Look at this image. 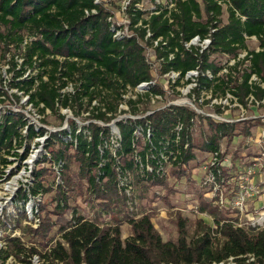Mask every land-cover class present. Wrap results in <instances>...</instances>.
Listing matches in <instances>:
<instances>
[{"label": "trees", "instance_id": "1", "mask_svg": "<svg viewBox=\"0 0 264 264\" xmlns=\"http://www.w3.org/2000/svg\"><path fill=\"white\" fill-rule=\"evenodd\" d=\"M145 1L130 0L125 13L131 36L116 37L124 27L110 21L114 13L97 0H0V50L9 59L10 85L24 92L42 114L70 109L77 118L88 113L87 120L104 124L79 127L72 120L70 131L50 135L45 145L48 154L33 171V184L16 199L22 207L14 222L30 242L9 236L7 246L0 248L3 262L14 257L19 263L33 264L37 257L41 264H219L230 259L237 264H264V228L242 226L232 216L238 211L221 210L203 196L199 209L212 217L214 225L201 221L190 236L187 220L179 219L174 242L163 240L146 211L137 209L134 215L118 217L140 201L137 187L166 188L168 182L191 180L188 170L200 165L198 153H219L224 161L222 141L230 145L236 137L248 138L259 125L255 119L225 123L199 117L197 141L195 113L172 106L143 119L118 120L119 133L114 135L109 124L118 116L123 94L153 79L147 61L152 41L166 42L155 49L160 73L175 71L184 76L197 67L212 72V79L200 77L195 93L202 89L213 96L230 93L243 107L251 96L253 105L264 101L260 85L264 83V0H167L164 5L149 0L155 8L139 10ZM148 31L152 36L146 39ZM209 35L211 46L203 53L186 47L194 37ZM252 38L258 40L259 50L250 49ZM244 52L245 58H239ZM216 55L236 60L228 74L218 76L223 66L212 60ZM70 84L74 91L63 92ZM130 112L137 116L139 111L131 107ZM178 124L184 125L180 136L175 131ZM46 133L23 114L2 113L0 167L12 164L10 156L23 162L29 151L26 142ZM22 148L26 153L20 154ZM214 173L229 188L236 177L224 167ZM54 175L59 179L50 184L48 178ZM83 188L89 194L87 201L100 206L93 219L70 205L75 191ZM40 195L50 200L38 203L39 226L23 227L22 221L28 220L24 205ZM68 212L70 220L62 224L54 220ZM111 215L110 222L102 218ZM125 222L131 234L124 239Z\"/></svg>", "mask_w": 264, "mask_h": 264}, {"label": "rangeland", "instance_id": "2", "mask_svg": "<svg viewBox=\"0 0 264 264\" xmlns=\"http://www.w3.org/2000/svg\"><path fill=\"white\" fill-rule=\"evenodd\" d=\"M102 2L111 12L114 13L112 22L118 26L127 25V19L123 7L128 0H99ZM162 5L166 4L167 0H159L158 3ZM155 8V4L146 0L142 5V9L139 10H151ZM226 21V17L223 18ZM126 32V31H125ZM258 42L252 40L249 43V47L253 50L257 46ZM149 52V58L151 62L155 64L154 69L157 71L153 73V81L157 84L156 89L162 91L160 98L151 94V90L146 88L139 89L134 96L131 94L124 95L126 101H131L132 105L119 104L117 118L111 121L110 126L113 134L118 132L116 122L118 120H136L137 116L130 112L131 107L138 110V115L143 117L148 112L156 111L168 107L170 104L184 102L182 94V88H171L167 84V80L161 77L159 71L160 63L155 57L151 56ZM152 57V58H151ZM10 58V57H8ZM212 60L223 66L224 64L230 67V63H233L235 59H231L228 56L216 55L212 57ZM9 59H4L0 50V116L2 113L12 110L13 112L23 114L30 124L35 125L38 128L46 130V134L41 137H37L32 140H28L27 147H29L28 156L26 159L18 163L14 157H9L12 161L8 167H0V248L7 246L9 236L22 237L23 241L30 242L29 236H25L22 230L15 225L14 220L18 218V212L21 211V205L16 204V199L23 190L33 184V171L38 167L39 161L47 155V149L45 147L46 141L52 133H56L62 130L70 131V121H75L79 127L87 126L89 123L94 122L98 125H103L102 122L92 121L88 119V113H83L81 117H75L70 109H60V114H55L51 111H46L45 114L40 113L39 110L34 108L28 102V96L24 92H20L13 88L10 83L13 77V73H9L11 66L8 64ZM19 64L22 63L20 58L17 59ZM30 72L27 73V77ZM184 87L183 90H185ZM74 86L70 84L63 92H73ZM218 100L223 98L226 105L212 106L207 101L202 105V110L209 114H216L222 118L242 121L246 119H255L259 121V125L252 130V135L248 138L236 137L233 142L228 145L226 140L222 141V152L225 153V160L223 167L228 170L230 174L236 175L238 179L232 181L233 184L230 188L226 186L224 189L225 196H228L230 200L235 199L242 192L246 195L244 211H240L236 207L230 209L233 213L234 219L239 218V224L244 227H261L264 228V104L253 105L249 103L247 107H243L235 100L232 101V95L228 93L226 96L217 94L212 95L211 100ZM96 103H93L95 105ZM198 106V104H197ZM199 107V106H198ZM220 110V111H218ZM59 115L64 116L61 119ZM134 117V118H131ZM202 122L196 123L195 140L200 141V132ZM200 124V125H199ZM20 154L26 153L24 148L19 149ZM198 162L200 165L197 167L192 166L189 168V174L198 178L197 180L191 177L184 179L183 181L176 182V184H170L165 188L164 186H158L153 188L137 187V195L140 201L135 205H130L129 208L123 209V212L118 215L127 217L128 215H134L135 210H143L151 215L152 222L156 230L161 234L164 241H176L178 238L177 223L179 219L187 220V230L190 236H193L199 222L204 221L207 224L213 226V219L207 213H202L199 209L200 197L203 196L204 200L211 202L213 206H218L217 200L220 196L218 187H215L214 183L206 181L204 165L202 162L210 160L207 154L198 153ZM72 173L77 180L78 167L76 165L72 168ZM201 177V178H200ZM202 177L207 185L202 184ZM171 178V177H170ZM58 176H50L48 182L54 184L55 180L58 181ZM196 180V181H195ZM170 182H174L170 180ZM237 186V187H236ZM232 192V193H231ZM89 194L86 188L82 191H75L73 198L70 201V205L78 210V213L93 219L96 216L97 210L100 206L97 203L91 205L87 199ZM50 198H44L41 195L28 201L24 206L28 213V220L22 221V226H32L37 228L40 220L36 214L38 212V203H42ZM220 208V207H219ZM221 210H228L220 208ZM71 212H68L63 219L54 217V220L59 224H62L65 220L71 219ZM114 215L111 217H102L105 222L113 220ZM38 221V222H37ZM58 227L55 229L57 230ZM123 238H127L131 234L130 226L125 222L122 225ZM233 261H228L223 264H234ZM0 264H23L19 263L10 257L5 262L0 257ZM33 264H41L39 259H33Z\"/></svg>", "mask_w": 264, "mask_h": 264}, {"label": "built area", "instance_id": "3", "mask_svg": "<svg viewBox=\"0 0 264 264\" xmlns=\"http://www.w3.org/2000/svg\"><path fill=\"white\" fill-rule=\"evenodd\" d=\"M158 1L159 0H156V3L157 4H161L160 2L158 3ZM97 2H99V0H97ZM129 3H130V0H128L125 3V6L123 7L124 12L126 11L127 6H128ZM143 4H139L138 8L142 9V5ZM172 6L173 5L171 4V7ZM125 15H126V13H125ZM126 19H127V16H126ZM112 20H113V18H110V21H112ZM129 25H130V21L129 20L127 21V25L126 26L125 25H122V26L120 25V27H124V28L117 32L116 37L117 36H123V35L124 36H131L130 31H129ZM214 31L215 30H212V32H214ZM151 36H152L151 33L148 31L146 39L150 38ZM160 42H162L164 45L166 44V42H163V40L158 39V40L152 41V45L147 48V61L151 65L153 73L156 72L157 70L154 69L155 64L153 62H151V59L149 58V56H150L149 52L152 53L151 54L152 57H155V49L160 46ZM211 42H212V40H211V36L210 35L207 38H205V39H201L200 36H196L191 41L186 43V47L188 49H190L192 47H196L199 50L200 53H203L204 51L209 49V47L211 46ZM246 55H247V53L244 52V53L239 55V58L244 59ZM156 60H157V58H156ZM157 61L160 63L159 60H157ZM235 63H236V60L233 61V63H230L229 65L233 66ZM228 67H229L228 64L227 65L224 64L223 65V70L220 72V74L218 76H223L224 74H228ZM159 70H160V68H159ZM201 76H207L210 79H212L214 77L211 71L207 70L205 73H203L200 70V67H197L194 70L188 71L184 76H182L180 72H175V71H170V72L164 73V74L161 73V77L165 78V80H167V84H169L171 86V88L183 87L182 88V94H183V97H184V99H183L184 102H182L181 104L180 103L170 104L168 107H165V108H162V109H158L156 111L164 110V109L172 107V106L173 107H184V108H187L190 111L195 113L196 117L194 119H192V123L195 124V125H196L197 121L199 122V117L211 118V119L215 120L216 122L235 123L236 121L222 118L221 116L216 115V114H214V115L213 114H209V113H207V112H205L204 110L201 109L202 105L205 102H207V101L210 103L211 106L213 104H215V103L217 105L225 106L226 102H227V100L224 102L223 98H220L219 100L217 98H215V100H211L212 99V93L210 91L206 90V89L199 90L198 94L195 93V90L200 89L199 88L200 87L199 79H200ZM252 80L256 81V82H259V80H258V78L256 76H253ZM260 85H261L262 88H264V83H261ZM146 87H148V89L151 90V94L155 95L157 98L161 97L160 95L162 94V91L158 90L157 93H153L152 92V88L156 89V87H157V84L154 83L153 79L150 82H144V83L140 84L135 89L129 88L128 91L124 95L131 94V96H134V94L139 89L146 88ZM184 87H186L185 90H183ZM124 95H123V101L121 102V104L122 105L123 104L129 105L130 101H126L124 99ZM232 99H233L232 101L235 100L237 102V99L233 95H232ZM252 101H254V98L251 96L250 103ZM197 104H198L199 107L197 106ZM262 104H264V101H262ZM257 105L259 106V102H257ZM154 112H155V110L152 111V112H148L143 117L137 115V118H135V119L137 120V119L146 118V117H148L149 115H151ZM131 118H134V117H131ZM109 126H110V124H109ZM183 127H184L183 124H178L177 125L175 131L177 132L178 136H180V133L182 132ZM118 133L119 132H117L114 135H118ZM207 157H209L210 160H208L207 162L204 161L202 165H204L205 174H206V177H207L206 181H210L211 184L214 183L215 187L217 186L218 189H219L218 192H220V196H218L219 198L217 200V204L219 205L220 208L229 209V208H232V207H236L237 209H239L240 211L243 212L244 211V207H245V201H246V195L244 194V192H242L235 199L233 198V200H230V198L228 196H225V194H224V189L227 186L226 182L223 179H222V181H218L217 180V176L214 173V169H216V168L218 169V168H222L223 167V162L224 161H220L219 153L209 154V155H207ZM193 178L196 179V180L198 179V178H195V176H193ZM236 179H238L237 176L234 177L232 179V181H234V180L236 181ZM201 183L202 184H200V185H207L208 184L207 182H204V177H202V182ZM132 192H133L132 187H129L127 195L131 196ZM132 205H133V203H132ZM35 258H37V257H35ZM229 261H233L234 262L233 259H230ZM219 264H223V263H219ZM234 264H237V263H234Z\"/></svg>", "mask_w": 264, "mask_h": 264}, {"label": "crops", "instance_id": "4", "mask_svg": "<svg viewBox=\"0 0 264 264\" xmlns=\"http://www.w3.org/2000/svg\"><path fill=\"white\" fill-rule=\"evenodd\" d=\"M224 17H226V20H227V15H226V14L224 15ZM224 17H223V18H224ZM252 40H255V41L258 42V40H257L256 38H252V39L249 40V43H250ZM249 43H248V44H249ZM250 49H251V48H250ZM253 50H259V43L257 44V46H256Z\"/></svg>", "mask_w": 264, "mask_h": 264}]
</instances>
